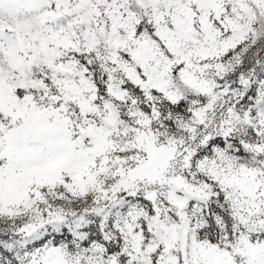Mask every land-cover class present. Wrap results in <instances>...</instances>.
<instances>
[{"label":"snow or ice","instance_id":"snow-or-ice-1","mask_svg":"<svg viewBox=\"0 0 264 264\" xmlns=\"http://www.w3.org/2000/svg\"><path fill=\"white\" fill-rule=\"evenodd\" d=\"M0 264H264V0H0Z\"/></svg>","mask_w":264,"mask_h":264}]
</instances>
